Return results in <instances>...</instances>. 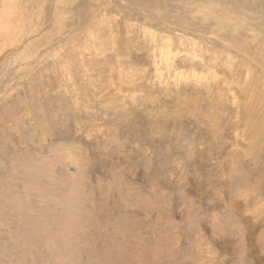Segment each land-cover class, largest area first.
I'll return each mask as SVG.
<instances>
[{"label":"rangeland","instance_id":"obj_1","mask_svg":"<svg viewBox=\"0 0 264 264\" xmlns=\"http://www.w3.org/2000/svg\"><path fill=\"white\" fill-rule=\"evenodd\" d=\"M34 1L18 46L0 43V264H264V109L255 100L243 122L227 86L232 69L250 71L264 105L257 33L240 31L243 54L225 2L216 32L218 0L220 16L195 0L180 13L152 0H79L90 19L82 8L68 18L67 0ZM80 22L89 25L73 50L97 39L104 52L64 61ZM195 25L197 51L184 35ZM107 35L128 52L108 49ZM240 130L256 133L251 146Z\"/></svg>","mask_w":264,"mask_h":264},{"label":"bare ground","instance_id":"obj_2","mask_svg":"<svg viewBox=\"0 0 264 264\" xmlns=\"http://www.w3.org/2000/svg\"><path fill=\"white\" fill-rule=\"evenodd\" d=\"M68 1H70L68 4H69V6L68 7H70L69 8V10H70V12L72 13V15H69V14H65V15H68V18L69 17H71V16H73V15H77L78 17H80L79 15H78V12H79V10H81V5H80V1L79 0H67V2ZM123 2H125L124 0H122ZM122 1H120V4H122ZM152 2V4L154 5V6H158V7H161L162 9H164V10H168V11H171V12H175V10H178L179 11V13L180 12H183L184 11V5H183V1L182 0H152L151 1ZM208 2L209 3H207V1H203V0H195V4H194V7L193 8H195V7H200L202 4H207V5H209V9H207V10H209V12H207L206 11V13H207V15L208 16H212V15H219L217 12H215L212 8H217L218 9V11H220L221 10V8L218 6V3L221 5V6H223V8H224V14L223 15H219L220 16V19H219V21L215 24V30H216V32L218 31V30H220V29H222L221 27H219L217 24H219V23H223L224 22V20L226 19V18H229L228 17V15H229V10H228V7L229 8H231V10H232V12L234 13V17L232 16V17H230V18H234V20L235 19H238L237 20V24H236V26H237V28H238V30L239 31H237V33L240 35V36H242L241 35V32H243V33H248L249 31H254L255 33H257V41H258V43H259V45H260V47L261 48H263L264 49V0H218V3H217V1L216 0H208ZM223 2H225V5H227V6H224V3ZM3 6H4V8H2V7H0V13H1V15H0V43L1 44H4V49H8V48H14V46H18V42L20 43L21 42V36L22 35H20L19 33H18V31H17V28H20L21 26H22V24H24V17H22V12L23 13H25V14H27L28 13V10L30 11H33V12H35L36 13V11H35V9H37L36 7H37V4L39 3V2H36V1H34V0H1V2H0ZM42 3H44L43 1H42ZM60 3H63V0H60ZM125 3H128V2H125ZM186 3V5L187 6H190V4L186 1L185 2ZM41 5V4H40ZM43 5V4H42ZM42 5H41V9L43 8L42 7ZM110 5H112V2H109L108 3V6H110ZM1 6V5H0ZM87 6V5H86ZM83 7L82 8V10L84 11L83 13H81V15L83 16V17H88V15H89V13H88V10H87V7ZM116 6V5H115ZM130 6H132V5H130ZM111 7V6H110ZM133 7V6H132ZM191 7V6H190ZM102 9H100V10H103V9H105L106 8V5L104 6V5H102V7H101ZM192 7L191 8H189V9H193ZM189 9H187L186 11H185V13L187 14V11L189 10ZM95 11H98V10H92V13L93 12H95ZM31 12H29V14H30ZM61 13H63V10H62V12ZM233 13H232V15H233ZM34 14V13H33ZM64 14V13H63ZM88 14V15H87ZM94 14V13H93ZM31 16V15H30ZM45 17L46 16H38V19H41L39 22H40V24H42V26H43V23H44V20H45ZM26 18H27V16H26ZM204 18V17H203ZM88 19H90V17H88ZM200 19H202V16H201V18ZM199 19V20H200ZM205 19V18H204ZM30 20H32L31 18H30ZM33 21V20H32ZM33 22H35V21H33ZM68 23V22H67ZM80 24H81V26H82V28H78V29H74V30H72L71 31V34L70 35H68L67 36V39H66V41H64L61 45L63 46V47H69V48H71V54L69 55V56H66V57H64L63 58V60L64 61H69V62H71L70 60L71 59H74L75 61H78L79 62V60L78 59H80L79 58V56H81V55H83V54H89V55H94V54H98V53H103L104 52V49L103 48H99V46H98V44H97V39H95L94 41H93V44H92V46H88V45H86V44H84V45H82L80 48H78V49H76L75 51L73 50V49H75V46H76V44H77V42L74 40V38H73V36H74V34H75V32L76 31H80L81 32V30L83 29V28H85V27H87L89 24L87 23V25L85 26V22H80ZM121 24V23H120ZM185 25H187V23H184ZM24 25H27V24H24ZM42 26L40 27V29L42 28ZM188 27V26H187ZM198 26L197 25H195V26H193L191 29H193V30H191L189 33H184V35L185 36H187V38L190 40V41H192V45H194V48H197V49H195L196 51L198 50V47H200L199 46V43L196 41L195 42V40H199V37H197V39H195L193 36H191V35H193L194 33H196L197 31H196V28H197ZM189 28V27H188ZM199 28V27H198ZM225 29H228V30H232V31H229V32H227V33H234V31H233V27H231V26H226V27H224ZM20 30V29H19ZM21 30H22V28H21ZM190 30V29H189ZM51 32H58V31H62V32H65V24H54L53 26H52V28H51V30H50ZM241 31V32H240ZM79 32V33H80ZM212 33H211V36H215L214 34H218V33H216V32H214V31H211ZM21 34H22V32H20ZM29 33H31V29H29L28 31H25L24 30V34H23V36L25 35V38H26V36H27V34H29ZM65 33H67V32H65ZM68 33H70V32H68ZM144 34H147L145 31H144ZM152 34V33H151ZM197 35V34H196ZM208 34L207 33H201L200 34V37H205V36H207ZM112 35H107V37H109L108 39H107V44H108V49L111 47V46H115L116 48H117V50L118 51H120V52H128V48H127V46H124V43L125 42H122L121 40H119V41H117V40H114V38L113 37H111ZM244 36V35H243ZM243 36L241 37V39H236V44L238 43V45H242L244 48H245V44H243V42L244 41H246V39H244L243 38ZM20 37V38H19ZM35 38V37H34ZM124 38V37H123ZM42 39H43V37H42ZM208 39V38H207ZM212 40V39H211ZM22 41H25V40H22ZM38 41H40V40H38ZM210 41V40H209ZM221 41V40H220ZM207 42V41H206ZM216 42V41H215ZM260 42H262V43H260ZM29 43V42H28ZM152 43V42H151ZM154 43V42H153ZM22 44V43H21ZM25 44V43H24ZM167 44V49L168 50H171L172 49V43H166ZM26 45H27V43H26ZM25 45V47H27ZM195 45H198V46H195ZM233 45V44H232ZM237 45V46H238ZM21 46H23V45H21ZM182 46V45H181ZM186 46V45H185ZM229 46V45H228ZM29 47V46H28ZM107 47V46H106ZM231 47V46H230ZM246 48H248V46H246ZM246 48H245V50L243 51V54H245L246 55V53H248V52H246L247 50H246ZM195 50H193V51H195ZM234 50V49H233ZM232 50V51H233ZM237 50V49H236ZM242 50V49H241ZM6 51V50H5ZM52 51V50H51ZM205 51V50H204ZM203 51V52H204ZM238 52V51H237ZM237 52H235V53H237ZM28 54H29V51L27 52ZM52 53H54L55 54V57L56 58H59V54L58 53H56L55 51H52ZM172 53H173V51H172ZM175 53V52H174ZM210 53V52H209ZM50 54H51V52H44V56L45 57H49L50 56ZM57 54H58V56H57ZM214 54V53H213ZM239 54V53H238ZM241 54V53H240ZM172 55V54H171ZM215 55V54H214ZM244 55V56H245ZM21 56L22 57H19V56H17V58H20V60L22 61V59H24V60H27V57H24L25 56V53L23 54V53H21ZM169 56V55H168ZM167 56V57H168ZM241 56H243V55H241ZM54 57V58H55ZM82 57V56H81ZM163 57V56H162ZM172 57V56H171ZM215 57V56H214ZM254 57V56H253ZM253 57L251 58V57H247L249 60H253ZM83 58V57H82ZM169 58V57H168ZM244 61H246V59L244 58V57H241ZM169 59H171V58H169ZM19 60V61H20ZM63 60H61V62L63 61ZM83 60H84V58H83ZM44 61L45 60H43V59H40V60H38L37 62H35V63H31L29 66H28V68L29 69H32V68H34V67H40V66H42V65H44ZM163 61L166 63V66H171V63H169V61H168V59L165 57L164 59H163ZM173 61H174V59H173ZM190 61V60H189ZM196 61V60H195ZM214 61V60H213ZM260 61V62H259ZM193 62V61H192ZM191 62V63H192ZM252 61H250L249 63H248V65L250 66L252 63H251ZM15 63H17V61H15L13 64H15ZM199 63V62H198ZM197 62L196 63H194V64H192V67L190 68L193 72H194V68H196L197 67V64H198ZM233 63H234V61H233ZM233 63L232 64H229V65H227L226 66V68L227 69H232L233 68ZM253 63H255V64H257V65H259V66H263L264 67V61L263 60H261V59H255V57H254V60H253ZM40 64V65H39ZM68 64V63H67ZM239 65V64H238ZM253 65V64H252ZM101 67V66H100ZM225 67V66H224ZM258 67V66H257ZM156 68H158V67H156ZM223 68V67H222ZM165 69V66L164 67H161V71L159 72V75H157L160 79H162L164 76H162V75H164V70ZM164 70V71H163ZM96 71V70H95ZM25 72V71H24ZM91 72V71H90ZM248 72H249V74H248ZM195 73V72H194ZM241 71H238L237 69H232V71L229 73V79H231V84L230 83H227V86H231L232 87V89H234L235 90V92H237V98H238V101H237V103H238V110H239V112L241 111V113H240V116H241V118L243 119V122H244V117H245V115H246V113H248L250 110H252L250 107H252L251 106V103L252 102H254L255 100L257 101V102H254V103H256V105H257V109L256 110H262V109H264V105H263V103H262V100H260V99H258L257 97H253L252 96V94L254 93V94H256L257 93V91H259L260 89H259V87L256 85L260 80H258V79H256L253 75H252V73L250 72V71H247L246 73H241ZM177 75V74H176ZM263 76V78H264V75H262ZM242 78H244V80L242 79ZM264 80V79H263ZM119 82V81H118ZM243 82H249V84H244ZM118 84V83H117ZM264 83H262V87H264V85H263ZM114 85V84H113ZM120 85H121V82H120ZM168 85V83L167 82H165V85L164 86H167ZM254 85H256V87H254ZM115 87V86H114ZM128 88H130V87H128ZM115 89V88H114ZM118 89V88H117ZM218 89V88H217ZM256 89V90H255ZM258 89V90H257ZM118 90H120V89H118ZM263 91V90H262ZM212 94V93H211ZM226 94V93H225ZM16 95V94H15ZM220 95H222V93L220 94ZM224 97H225V95H224ZM219 98V95L217 96V99ZM220 98H222V96H220ZM257 98V99H256ZM17 99V98H16ZM224 100V99H223ZM227 100L229 101L230 99H228L227 98ZM221 101H222V99H221ZM223 102V101H222ZM219 103V102H218ZM222 104V103H221ZM254 111V110H253ZM251 112V111H250ZM256 113H257V111H256ZM249 114L250 113H248L247 115H248V117H249ZM258 114V113H257ZM247 117V116H246ZM262 119H261V122H263L264 121V113L262 114V117H261ZM247 119V118H246ZM249 120V119H248ZM250 123V122H249ZM248 123V124H249ZM251 124V123H250ZM214 125V127H215V124H213ZM254 125L255 124H253L252 125V127H251V130H255V127H254ZM245 126H247V125H245ZM245 126H244V128H245ZM242 127V126H241ZM248 127V126H247ZM219 128V127H218ZM217 128V129H218ZM260 129H261V127H260ZM241 132L243 131V130H240ZM249 131V130H248ZM248 131H246L245 133H244V131H243V133H244V135H249L252 139L251 140H248V141H246V142H243V144L244 143H246V144H248V146H251L252 144H253V142H254V138H253V136H254V134H256V133H252V134H248ZM236 136H237V139H238V134L236 133ZM259 143V142H258ZM260 144V143H259ZM263 147V146H262ZM249 149V148H248ZM252 150V149H251ZM248 151V150H247Z\"/></svg>","mask_w":264,"mask_h":264}]
</instances>
